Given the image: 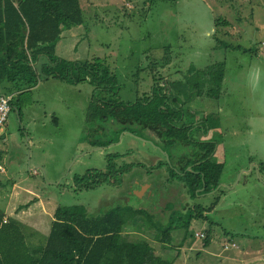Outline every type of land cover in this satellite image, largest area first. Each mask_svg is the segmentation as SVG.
I'll list each match as a JSON object with an SVG mask.
<instances>
[{
    "label": "rangeland",
    "instance_id": "obj_1",
    "mask_svg": "<svg viewBox=\"0 0 264 264\" xmlns=\"http://www.w3.org/2000/svg\"><path fill=\"white\" fill-rule=\"evenodd\" d=\"M80 4L84 22L63 30L57 56L68 61H104L118 82L115 96L124 101L148 97L156 87L168 95L184 90L194 98L187 104L194 116L185 115V122L194 127L215 107L213 118L221 128L207 134L195 128L191 134L199 139L220 134L226 157L224 185L191 197L182 182L169 178L167 165L151 170L157 162L167 161L168 154L174 153L173 161H177L184 152L198 150L195 145L169 149L152 131L113 120L96 124L88 137L86 112L95 87L88 81L71 84L50 77L24 96L23 110L29 114L20 117L12 112L4 126L11 157L17 161L20 155L22 164L8 162L9 180L0 177L6 185L0 186V211L9 214L5 207L15 177L24 185L31 182L43 196L52 197L57 207L84 206L90 216L102 215L116 205L145 209L155 225L146 223L144 215L137 216L126 225L123 237L149 241L157 255L174 259V264H221L231 254L222 253L226 231L264 236V27H260L264 11H259L264 0H80ZM219 62L226 64L221 97L213 101L197 96L198 88L191 85L201 83L196 70H208ZM210 87L208 80L201 89L206 92ZM6 90L0 85V93ZM180 98L186 100L183 94ZM31 135L40 138L35 145L29 143ZM91 140L105 145L94 146ZM111 153L122 154V164L143 166L125 174L117 187L104 182L92 189L78 188L74 178L103 170ZM37 166L38 174L33 176ZM145 186H150L149 192L139 194ZM217 196L220 200L208 211ZM198 205L205 209L206 219H194L186 237V229H177L171 244L159 241L158 226L167 224L171 216L184 217L182 213ZM34 213L41 214L36 208ZM197 233L213 239L219 253L210 256L205 238ZM181 240L182 248L177 246Z\"/></svg>",
    "mask_w": 264,
    "mask_h": 264
},
{
    "label": "trees",
    "instance_id": "obj_2",
    "mask_svg": "<svg viewBox=\"0 0 264 264\" xmlns=\"http://www.w3.org/2000/svg\"><path fill=\"white\" fill-rule=\"evenodd\" d=\"M83 22L80 0H0V85L3 82L8 84L6 92L0 95L21 90L22 85L34 87L50 77L71 84L88 81L95 87L86 112L88 137H92L96 124L113 120L124 126L136 125L152 131L169 149L195 145L198 150L192 149L191 153L184 154L177 161H173L174 155L168 154L167 161L157 162L151 170L167 165L169 178L182 182L191 197L215 191L221 183L225 167L224 158L217 157L215 153L216 147L222 143L220 134L202 140L193 138L191 133L196 128L207 134L220 127L219 120L209 113L198 127L185 122V115L194 116L187 105L193 96L182 89L168 95L164 88L156 87L148 97L137 98L133 102L124 101L115 96L118 82L104 61L98 58L93 62L68 61L58 57L56 48L63 30ZM42 57L46 61L38 68ZM211 67L214 69L211 70ZM211 67L207 68L209 71L196 70V77L201 83L191 85L198 88L197 96L205 95L211 100H218L226 64L219 62ZM208 80L212 87L203 92L201 86ZM99 90L109 91L111 95L100 96ZM30 91L29 88L18 93L11 102V110L17 107L20 116L27 104L24 96ZM182 94L185 101L180 98ZM91 144L105 145L98 140H91ZM122 157L119 153L109 154L103 170L94 169L76 176L75 184L78 188L87 189L96 188L104 182L119 186L117 183L125 174L136 166H143L141 163L122 164ZM219 200L220 196H217L211 207L206 209L211 211ZM203 211L205 209L198 205L182 213L184 217L171 216L167 224L158 226L161 234L159 241L171 244L173 230L177 229H186V237L194 219L207 218L202 216ZM173 213L171 210L170 215ZM143 215L146 223L155 225L152 214L147 210L134 209L126 204L111 207L98 216H90L84 206L61 205L55 210V220L46 243L31 251L25 248L19 223L14 220L2 223L0 219V264H174V259L157 255L149 241L131 242L123 237L126 225ZM184 240L177 246L182 247ZM210 241V237H206L205 246Z\"/></svg>",
    "mask_w": 264,
    "mask_h": 264
},
{
    "label": "crops",
    "instance_id": "obj_3",
    "mask_svg": "<svg viewBox=\"0 0 264 264\" xmlns=\"http://www.w3.org/2000/svg\"><path fill=\"white\" fill-rule=\"evenodd\" d=\"M259 11H264V9H259ZM260 27L263 28L264 25L262 24L260 25ZM255 28L259 29L258 27H255ZM41 59H44V57L40 58V60ZM44 61H46V59H44ZM225 78H226V71H225ZM225 78H224V81H225ZM224 81H223V84H224ZM40 82L41 81H39L34 87H27L26 85H22L21 90H17V91H15L16 89L12 90L11 94L14 95V98H15L17 97L18 93L24 90H28L29 88L31 90L30 92H32L35 88L38 87ZM223 84H222L221 95L225 88ZM3 85L5 87L8 86L6 82H3ZM12 87L13 86H11V88ZM213 101H218V100H213ZM213 106L214 105H211L210 108ZM24 107H26V105ZM220 110L221 108L219 106L218 111L220 112ZM213 111L211 113L214 115ZM12 112H17L18 115L20 116L19 110L17 109V107L11 110L10 114ZM26 112L28 113L27 110L26 111L22 110V116H24ZM6 125H7V122L4 126ZM4 126L0 129V160L3 163L5 170L4 172L0 173V177H3V178L6 177V180H9L10 177H8L7 163L8 162H10V164H15L16 162L19 163L21 161V156L18 155L17 161H13L11 157L12 153L10 154L11 142L10 140H8V137L6 136ZM220 128H221V125L217 129H220ZM211 138H212V135L210 138L202 139V140H209ZM39 140L40 138H38L37 136L31 135V139L29 138V143H32V145H35ZM172 149L174 150L175 148H172ZM191 151L192 149L187 153L184 152V154H189L191 153ZM215 153H216V156H219V155L222 156V158H224V161H225L224 163H226L225 146L223 145V140H222V143L216 147ZM170 155H174V153ZM38 162L39 161L37 160L36 163ZM21 164H22V161L19 163V165ZM39 168L40 166H37L32 170L33 176L38 174V171L36 172V170ZM16 178L17 177L11 179V188H10L11 190L9 191V194L7 195L8 203L5 207V210L8 211L9 214L6 215L5 211L4 213L0 211V219H2V223H6L8 220H10L13 217L15 221L19 223L20 232L25 238V245H26L25 248L27 251H31L35 247L46 243L48 236L50 234V231H51L52 223L55 220L54 213H55V210L57 209V206L56 204L53 203V200L51 199L52 197L43 196L41 193H39V191L36 190V188L34 187L35 185H33L31 182L27 183V185L26 184L24 185L23 180H16ZM221 185L223 186L224 184H221ZM0 186H6V185H3L2 180H0ZM149 189H150V186H145L143 188V191L140 192L139 194H143L146 191L144 193L145 195L147 192H149ZM143 196L140 195V197H143ZM34 208L37 209V212L40 211L41 214L34 215L35 214ZM224 233L225 235H228V239L222 245L224 246L225 244H229V248L228 249L224 248V250L222 248V253L231 252V254L229 257H226L228 258L227 260H223L222 262H220L221 264H264V236L262 237L249 236L247 234L245 235L240 232L238 233L237 231H230V232L226 231ZM212 241H210L209 245L205 247L209 249L208 253L210 254V256H215L219 252H217L216 247L212 246ZM233 244L234 246H232ZM203 264H206V263H203Z\"/></svg>",
    "mask_w": 264,
    "mask_h": 264
},
{
    "label": "built area",
    "instance_id": "obj_4",
    "mask_svg": "<svg viewBox=\"0 0 264 264\" xmlns=\"http://www.w3.org/2000/svg\"><path fill=\"white\" fill-rule=\"evenodd\" d=\"M14 98L12 94H1L0 95V129L6 124L9 114L11 112V102ZM5 167L0 160V173L4 172ZM200 238H205L204 233H197ZM234 246V244L232 245ZM225 249L229 248V244L224 245Z\"/></svg>",
    "mask_w": 264,
    "mask_h": 264
},
{
    "label": "water",
    "instance_id": "obj_5",
    "mask_svg": "<svg viewBox=\"0 0 264 264\" xmlns=\"http://www.w3.org/2000/svg\"><path fill=\"white\" fill-rule=\"evenodd\" d=\"M222 185L220 184L217 189H219Z\"/></svg>",
    "mask_w": 264,
    "mask_h": 264
},
{
    "label": "flooded vegetation",
    "instance_id": "obj_6",
    "mask_svg": "<svg viewBox=\"0 0 264 264\" xmlns=\"http://www.w3.org/2000/svg\"><path fill=\"white\" fill-rule=\"evenodd\" d=\"M139 193H140V191H139Z\"/></svg>",
    "mask_w": 264,
    "mask_h": 264
}]
</instances>
